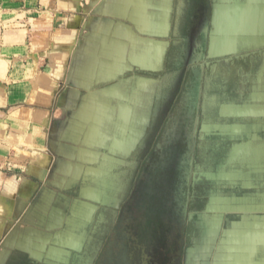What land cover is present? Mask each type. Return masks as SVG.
I'll return each instance as SVG.
<instances>
[{
  "label": "crops",
  "instance_id": "crops-1",
  "mask_svg": "<svg viewBox=\"0 0 264 264\" xmlns=\"http://www.w3.org/2000/svg\"><path fill=\"white\" fill-rule=\"evenodd\" d=\"M184 30L206 60L263 49L264 0H0V264H92ZM250 204L225 234L247 241L237 264H264V200Z\"/></svg>",
  "mask_w": 264,
  "mask_h": 264
},
{
  "label": "rangeland",
  "instance_id": "rangeland-1",
  "mask_svg": "<svg viewBox=\"0 0 264 264\" xmlns=\"http://www.w3.org/2000/svg\"><path fill=\"white\" fill-rule=\"evenodd\" d=\"M202 45L200 57L206 53L205 42ZM179 74H164L163 88L158 89L159 111L157 114L149 113L147 142L141 150L133 152L129 160L127 177L129 189L133 188V191L117 193L120 204L117 199V208L105 210V220L100 225L99 235L107 233L111 236L114 231L119 232L122 225L118 219L123 207L128 205V199L134 195L131 201L137 217L135 223H142L145 211L150 210L160 222L158 229L163 226L165 237L158 242L163 251L158 252L157 264H188V261H195L192 255L196 251L195 263L198 264H237L235 251L242 250L243 256H248L245 250L247 241L243 244L235 242V232L226 235V229L235 226L229 222L227 224L226 220L241 221L242 214L251 217L252 211L243 210L242 205L264 200V172L258 171L261 162L264 164V101L255 99L257 90H251L239 101L227 93L205 91L199 103L207 117L196 129V164L192 174H181L180 163L176 168L164 165L163 174L159 172L151 176L148 183L140 185L143 188L141 192L137 181L143 167L141 163L156 140L159 123L166 119L174 101L179 85L176 75ZM209 87L222 89L218 80L210 83ZM236 147H243L248 152L236 155ZM257 152L258 155H255ZM182 163L186 167L185 161ZM208 170L211 173L207 174L212 176L210 180L204 178ZM184 185H187V190ZM188 191L191 193L188 194ZM219 221L221 223L217 226ZM102 243L98 249H102ZM90 244L96 250L97 241H88L87 247ZM65 254L63 258L69 263L73 258L70 257L71 249H67ZM73 259L74 262L76 257Z\"/></svg>",
  "mask_w": 264,
  "mask_h": 264
},
{
  "label": "flooded vegetation",
  "instance_id": "flooded-vegetation-1",
  "mask_svg": "<svg viewBox=\"0 0 264 264\" xmlns=\"http://www.w3.org/2000/svg\"><path fill=\"white\" fill-rule=\"evenodd\" d=\"M182 33L181 40L175 49L181 70L179 85L166 119L159 123L156 140L148 153L144 155V162L141 163L143 167L137 178L139 187L145 182L148 183L151 176L159 172L163 174L164 165L176 168V165L180 163L183 165H181V174H192L196 164V129L203 118L207 117L201 111L199 103L205 91L227 93L239 101L251 90H257L254 94L255 99L264 101V48L216 60H206L205 56H199L203 48V38L189 30H184ZM192 35L195 36L194 38L197 36V40L193 39ZM186 61L191 62L185 64ZM217 80L222 86V89H218L219 91L209 87L210 83H216ZM207 81L208 85H206ZM182 161H185L186 167ZM161 168L162 171H159ZM184 169L185 172H183ZM209 172L208 170L204 177L207 180L212 179V176L207 174ZM184 188L187 190V185H184ZM138 189L142 192L143 188L141 186ZM132 191L133 188H130V192ZM190 193L188 191V194ZM133 198L134 195L133 197L131 195L128 205L123 207L122 215L118 219L122 225L119 232L114 231L111 236L107 233L104 236L98 235L97 247L92 257L97 256L92 264H157L159 261L157 256L162 249L158 242L165 237L163 226L161 225L160 230L158 229L160 222L150 210L145 211L144 221L137 225L135 223L137 217L131 201ZM102 241L104 245L102 249H98ZM85 264L89 263L85 262Z\"/></svg>",
  "mask_w": 264,
  "mask_h": 264
},
{
  "label": "water",
  "instance_id": "water-1",
  "mask_svg": "<svg viewBox=\"0 0 264 264\" xmlns=\"http://www.w3.org/2000/svg\"><path fill=\"white\" fill-rule=\"evenodd\" d=\"M236 26L237 25H235V27ZM227 27L229 29V32H232L233 29L235 30V27H231V25L230 26H227ZM213 30L214 31H212V37H211V42L212 43L219 42L223 38V40L226 41V43L229 45L228 49L227 50L225 49L227 53H224V54H233V53H236L237 52L238 49L236 47L230 45V44H232L235 41V37H233L230 34L229 35H226L224 37H221V33L219 31V25H217V24L215 25V28ZM230 46H232V47H230ZM94 252H95V250H93V252L91 253V255L88 256V258H89L90 261H92V258H93L92 255H93ZM77 258H78V256H77Z\"/></svg>",
  "mask_w": 264,
  "mask_h": 264
},
{
  "label": "bare ground",
  "instance_id": "bare-ground-1",
  "mask_svg": "<svg viewBox=\"0 0 264 264\" xmlns=\"http://www.w3.org/2000/svg\"><path fill=\"white\" fill-rule=\"evenodd\" d=\"M231 20H232V19H231ZM240 146H241V145H240ZM243 147H244V146H243ZM243 147H242V148H241V147H236L235 150H234V151H235L234 153H235L236 155H237V154H240V153H244V154L247 153L248 151H247L246 149H243ZM245 147H247V146H245ZM261 150H262V149H260V151H261ZM258 153H259V152L255 153V155H258ZM209 173H210V172H209ZM211 175H212V174H211ZM196 254H197V251L194 252L193 255H192L195 261H196V257H195V256H197ZM198 254H199V253H198ZM195 261H194V262H192V261H188L187 263H188V264H196Z\"/></svg>",
  "mask_w": 264,
  "mask_h": 264
}]
</instances>
